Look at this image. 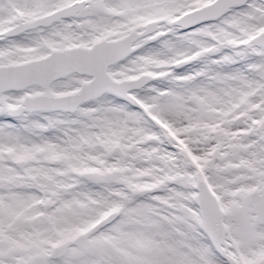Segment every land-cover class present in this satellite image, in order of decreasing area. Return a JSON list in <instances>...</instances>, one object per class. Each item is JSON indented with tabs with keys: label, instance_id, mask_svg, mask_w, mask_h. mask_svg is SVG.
<instances>
[{
	"label": "snow or ice",
	"instance_id": "obj_1",
	"mask_svg": "<svg viewBox=\"0 0 264 264\" xmlns=\"http://www.w3.org/2000/svg\"><path fill=\"white\" fill-rule=\"evenodd\" d=\"M0 264H264V0H0Z\"/></svg>",
	"mask_w": 264,
	"mask_h": 264
}]
</instances>
